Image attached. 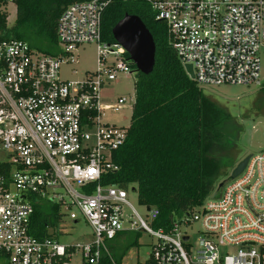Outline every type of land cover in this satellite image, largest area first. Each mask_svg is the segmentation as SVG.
Here are the masks:
<instances>
[{
	"label": "built area",
	"instance_id": "obj_1",
	"mask_svg": "<svg viewBox=\"0 0 264 264\" xmlns=\"http://www.w3.org/2000/svg\"><path fill=\"white\" fill-rule=\"evenodd\" d=\"M146 1L199 86L261 85L264 0ZM106 3L64 7L56 26L57 54L39 52L24 40L0 39V264H101L104 258L121 264L113 251H122L127 234L143 233L154 239L141 264H264V153L251 154L236 177L175 217L169 228H154L155 208L141 205V216L126 188L103 182L117 169L112 154L128 126L102 120L104 110L120 109L126 98L102 102L100 89L119 73L132 72L124 48L101 38ZM10 6L15 9L14 0H0L6 19ZM91 42L95 69L79 79L61 78V66L75 61L79 45ZM36 200L59 207V223L42 238L30 233ZM81 221L89 236L59 241ZM193 222L199 230L188 231Z\"/></svg>",
	"mask_w": 264,
	"mask_h": 264
},
{
	"label": "trees",
	"instance_id": "obj_2",
	"mask_svg": "<svg viewBox=\"0 0 264 264\" xmlns=\"http://www.w3.org/2000/svg\"><path fill=\"white\" fill-rule=\"evenodd\" d=\"M76 1L87 0H14L13 24L8 26L6 15L0 14V39L24 40L39 52L57 54L58 18L65 6ZM126 13L138 16L151 34L154 64L145 75L130 63L135 73L130 123L124 143L112 154L117 169L107 173L103 182L122 188L134 185L138 204L158 212L153 227L169 228L175 217L213 194L219 178L238 162L232 153L238 128L227 109L205 95L184 72L165 24L155 19L148 1L107 0L101 15L102 40L114 41L111 29ZM258 92L264 98V81ZM59 221L57 205L33 203V236H47L48 228ZM136 244V234H127L122 251L112 255L119 263ZM101 264L110 263L104 258Z\"/></svg>",
	"mask_w": 264,
	"mask_h": 264
},
{
	"label": "rangeland",
	"instance_id": "obj_3",
	"mask_svg": "<svg viewBox=\"0 0 264 264\" xmlns=\"http://www.w3.org/2000/svg\"><path fill=\"white\" fill-rule=\"evenodd\" d=\"M15 17V9L10 6L7 13V25H12ZM74 62L64 64L60 68L61 78L79 79L85 71L95 69L96 43L79 45L74 52ZM261 81H264V49L258 53ZM73 71H75L73 73ZM135 73H119L116 79L105 83L100 89L102 102H113L117 97H125L122 107L116 111L104 110L102 120L117 126L127 127L130 123L131 109L134 102ZM202 91L219 105L227 109L233 120V125L238 128L237 138L234 141L232 153L240 160L248 154L264 153V98L259 95L257 85L220 84L202 86ZM238 160V161H239ZM219 178L218 183H223L230 174ZM128 201L137 212L144 216V208L136 202L134 185L126 188ZM199 224L193 222L188 231L199 230ZM69 234L59 238L62 243H75L89 236L91 229L81 221L75 226L67 227ZM133 238V236H132ZM153 237L141 234L137 238V244L127 249L120 260L121 264H141L150 251ZM78 260V258L76 259ZM76 264V263H74Z\"/></svg>",
	"mask_w": 264,
	"mask_h": 264
},
{
	"label": "water",
	"instance_id": "obj_4",
	"mask_svg": "<svg viewBox=\"0 0 264 264\" xmlns=\"http://www.w3.org/2000/svg\"><path fill=\"white\" fill-rule=\"evenodd\" d=\"M111 34L115 42L121 45L127 53L134 69L142 74H149L154 64L155 45L151 34L141 19L134 14H124L112 27ZM189 79L194 75L190 64L183 65ZM251 154L241 158L231 169L228 179L236 177L244 168ZM223 183L218 184V188ZM147 209H149L147 207Z\"/></svg>",
	"mask_w": 264,
	"mask_h": 264
},
{
	"label": "snow or ice",
	"instance_id": "obj_5",
	"mask_svg": "<svg viewBox=\"0 0 264 264\" xmlns=\"http://www.w3.org/2000/svg\"><path fill=\"white\" fill-rule=\"evenodd\" d=\"M90 171H92V170H90Z\"/></svg>",
	"mask_w": 264,
	"mask_h": 264
}]
</instances>
